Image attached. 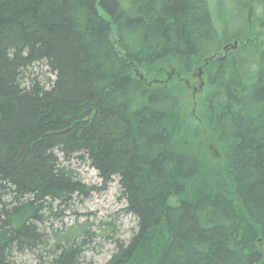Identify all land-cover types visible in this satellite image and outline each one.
Here are the masks:
<instances>
[{
    "label": "trees",
    "instance_id": "16d2710c",
    "mask_svg": "<svg viewBox=\"0 0 264 264\" xmlns=\"http://www.w3.org/2000/svg\"><path fill=\"white\" fill-rule=\"evenodd\" d=\"M233 1L245 31L220 55L208 0H0V264L91 189L59 160L74 154L136 220L105 264H264V0ZM74 240L37 264H81Z\"/></svg>",
    "mask_w": 264,
    "mask_h": 264
},
{
    "label": "rangeland",
    "instance_id": "374dc122",
    "mask_svg": "<svg viewBox=\"0 0 264 264\" xmlns=\"http://www.w3.org/2000/svg\"><path fill=\"white\" fill-rule=\"evenodd\" d=\"M208 5L213 24L223 41L220 45L232 44L235 39H240L234 38L236 32L245 31L241 26L244 14L241 12L240 18L236 15L239 6L236 7L233 0H208ZM257 12V15H260V11ZM225 23L228 27L224 31ZM254 30L262 32L260 28L255 27ZM263 39L264 37L260 38ZM229 51L235 52L232 49ZM222 54L224 53L220 50V55ZM45 70L43 67L34 69L39 77L47 76ZM161 70L163 75L170 72L169 67H163ZM171 76L173 73L169 75ZM186 81H183L185 88L182 96L188 105V122L195 133H200L202 128L196 113L198 102L205 90L201 67ZM59 160L78 180L91 189L86 195H74L67 202L55 201L50 208L41 213L44 222L38 223L37 227L47 240L46 246H39L31 253L27 251L15 253L14 260L18 264H37L39 258H46L52 250L54 251L57 241L70 237L84 244L81 264H105L115 253L116 245L127 243L137 228L135 218L124 212L125 203L120 196L117 177H113L109 183H104L90 167L89 162L80 155L74 154L68 160L60 157ZM83 232L85 234H82Z\"/></svg>",
    "mask_w": 264,
    "mask_h": 264
},
{
    "label": "water",
    "instance_id": "95a60500",
    "mask_svg": "<svg viewBox=\"0 0 264 264\" xmlns=\"http://www.w3.org/2000/svg\"><path fill=\"white\" fill-rule=\"evenodd\" d=\"M236 47H237V42H233L232 44H228V45L224 46V47L222 48V51H224V52L226 53V52H227L228 50H230V49L235 50ZM139 79L142 80L143 77H142V76H139ZM151 83H158V84H160L161 81L155 80V81H153V82H151Z\"/></svg>",
    "mask_w": 264,
    "mask_h": 264
}]
</instances>
